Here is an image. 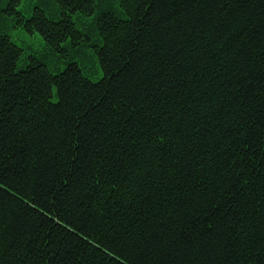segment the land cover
Masks as SVG:
<instances>
[{"label": "snow or ice", "instance_id": "1", "mask_svg": "<svg viewBox=\"0 0 264 264\" xmlns=\"http://www.w3.org/2000/svg\"><path fill=\"white\" fill-rule=\"evenodd\" d=\"M191 2L214 4L220 19L208 24L210 31L198 29L188 62L208 59L207 45L219 53L225 73L224 65L231 64L240 77L221 92L203 84V92L193 89L195 107L185 101L166 109L163 101L153 107L144 77L161 71L157 65L165 61L158 36L183 17L187 0H0V164L8 141L21 154L28 149L30 166H39L64 195H87L102 219L116 214L113 223L127 231L132 252L150 239L158 249L186 252L194 264H264V40L257 51L248 43L249 20L228 12L246 0ZM13 9L16 18L6 25ZM38 16L58 29L64 25L60 41L65 36L72 41L70 29L94 37L92 43L107 50L99 57L88 53L98 74L81 77L77 69L71 75L76 69L71 59L62 66L41 60L33 44L38 40L43 48V40L30 27ZM108 18L115 27L105 31L100 25ZM66 47L71 43L61 42L57 51ZM257 62L259 77L251 70ZM188 179L203 189L197 195L211 208L195 230L174 224L177 231L152 237L133 225L135 213L119 215L125 208L158 207L173 194L187 195L174 186ZM5 188L0 183V192ZM71 232L79 235L75 228ZM83 259L74 242L27 224L0 196V264H81ZM116 259L120 264L121 257ZM123 264L134 262L124 256Z\"/></svg>", "mask_w": 264, "mask_h": 264}, {"label": "trees", "instance_id": "2", "mask_svg": "<svg viewBox=\"0 0 264 264\" xmlns=\"http://www.w3.org/2000/svg\"><path fill=\"white\" fill-rule=\"evenodd\" d=\"M44 11L45 14L48 13V10ZM181 11L184 13L183 17L166 33L158 36L157 47L162 49L161 54L165 61L157 65L161 71L159 73L149 71L144 77L147 84L144 91L152 97L153 107H156V102L159 101H163L166 109L172 108L173 104L179 108V104L185 101L195 107V100L192 99L195 95L193 89L203 92L204 88H207L210 92H221L230 81L234 86L237 78L240 77V72L231 64L224 65L229 68V72L225 73L223 67L217 63L222 59L219 53H213L207 45H204L207 48L205 55L211 53L208 59L193 57L191 62H188V52L191 51L192 44L198 43V29L210 31L208 24L220 19L217 7L212 3H204L201 7V3L194 4L191 0H187ZM228 12L242 13L249 20L251 27L248 29L250 37L248 43L255 46L258 51L261 41L264 40V0H246L239 8H229ZM52 15L55 16L54 10ZM13 18H16L14 9L6 13V25H10ZM100 26L105 31H109L115 27V22L108 18L103 20ZM30 27L33 31H37L43 40L44 47H40L41 50L37 54L40 55L41 60L49 61V65L62 66L65 60L71 59L76 61V69H73L71 75H75L77 69L81 77L98 74V70L93 66L96 64V59L88 53H96L99 57L107 50H101L98 45H94L92 43L94 37L89 38L83 33L77 36L75 29H70L73 35L72 41H68L66 36L64 41H60L58 37L63 34L64 25L58 29L51 22H44L43 17L40 16L36 17ZM61 42L71 43L72 47L70 49L66 47L62 52H58L57 48ZM256 59L259 61L258 55ZM32 63L39 68L36 56H33ZM251 70L259 77L261 71L259 62ZM115 71L113 69V72ZM216 73L219 75H215ZM107 79H111V76ZM84 83L88 82L84 81ZM104 87L101 86V91ZM156 110L159 112V108ZM165 114L167 113L162 115ZM8 144L11 146L7 147L3 163L0 164V183L6 186L5 190L0 192V196L3 197L6 209L12 213H21L29 225L42 226L48 234L54 233L61 239L66 238L69 243L74 242L75 250L84 257L81 264H118L117 256L121 257L120 264H123L124 256H129L134 264H194L193 258L186 252L176 255L166 249H158L150 239H146L138 251L132 252L127 243V231L121 230L122 225L113 223L118 218L116 214H110L102 219L92 208L87 195H78L75 199L64 195L51 181L42 176L39 166L37 168L30 166L28 149L21 154L11 141H8ZM174 187L177 191L182 190L188 194H173L167 204L162 203L158 207L155 204H146L138 211L136 209L129 211L125 208V212L119 215L132 216L135 213L136 219L133 220V225L138 231L151 233L152 237L177 231L178 229L173 227L174 224H178L180 230H195L198 224L204 221V213L211 211L208 202L197 195L202 193L203 189L192 179ZM168 191L171 193L172 188L169 187ZM24 201H27V204ZM33 203L36 205L35 209L32 208ZM169 210L171 215L168 214ZM219 211L222 212L223 208ZM216 215H219V212H216ZM73 228L79 235L71 232ZM84 236H87V241L83 239ZM96 245H99L98 250ZM106 248L112 253L111 255L106 254Z\"/></svg>", "mask_w": 264, "mask_h": 264}, {"label": "rangeland", "instance_id": "3", "mask_svg": "<svg viewBox=\"0 0 264 264\" xmlns=\"http://www.w3.org/2000/svg\"><path fill=\"white\" fill-rule=\"evenodd\" d=\"M16 28H19V26H16ZM34 33H38L37 31H33ZM39 34V33H38ZM30 35H31V33H30ZM39 37H40V39H41V36H40V34H39ZM33 39L35 40L36 39V37H35V35H33ZM42 40V39H41ZM33 48L35 49V51H36V54H39V51L41 50V48H40V46H39V41L37 40V42L35 43V44H33ZM93 66H95V64L93 65Z\"/></svg>", "mask_w": 264, "mask_h": 264}]
</instances>
